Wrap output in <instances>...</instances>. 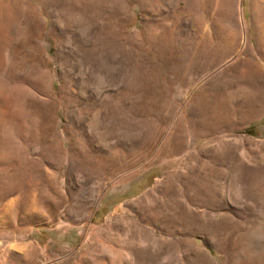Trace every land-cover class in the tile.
<instances>
[{
	"label": "rangeland",
	"instance_id": "obj_1",
	"mask_svg": "<svg viewBox=\"0 0 264 264\" xmlns=\"http://www.w3.org/2000/svg\"><path fill=\"white\" fill-rule=\"evenodd\" d=\"M0 264H264V0H0Z\"/></svg>",
	"mask_w": 264,
	"mask_h": 264
}]
</instances>
